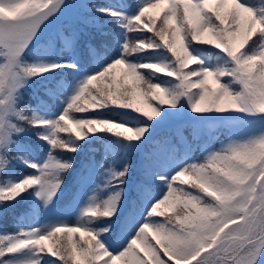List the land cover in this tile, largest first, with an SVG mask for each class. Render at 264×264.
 <instances>
[{
	"label": "snow or ice",
	"instance_id": "1",
	"mask_svg": "<svg viewBox=\"0 0 264 264\" xmlns=\"http://www.w3.org/2000/svg\"><path fill=\"white\" fill-rule=\"evenodd\" d=\"M104 26L113 54L75 58ZM21 202L0 264H264V0H0V216Z\"/></svg>",
	"mask_w": 264,
	"mask_h": 264
},
{
	"label": "trees",
	"instance_id": "2",
	"mask_svg": "<svg viewBox=\"0 0 264 264\" xmlns=\"http://www.w3.org/2000/svg\"><path fill=\"white\" fill-rule=\"evenodd\" d=\"M91 2L94 3H115L116 0H91ZM69 16L67 14L63 15L61 17V22L56 26H54V28L52 29V32L45 35L44 37L47 38L48 36L54 35L58 32L63 31L65 28L68 27L69 25ZM101 23H103V21L101 20ZM101 32H112V29L110 26H104L102 29H93L91 31L90 34H86L88 36V41L81 45L78 49L75 50V58L77 59H84L85 61L91 63L92 61L95 60V55L93 54H89V52L87 51V43H92L93 45L98 42V41H106L108 44V48L107 49H103V50H98V51H102L105 52L107 55H112V41L110 36H102ZM133 36L135 34H132ZM63 55L65 58L72 56L73 52L65 49L63 52ZM146 72L148 70H145ZM165 79H167V77H165ZM106 86V82H99L97 83V87H105ZM177 128H180L183 131V135L187 138V142L191 143L194 147L197 144H203L207 139H209L210 136H214L216 137L215 143L218 146L221 142H224L228 139V133L224 132V131H220V132H216V131H212L211 133H205L204 135L201 136L200 140H193L192 136H191V129L190 126L188 124V122L186 121H176L173 124L170 125H166L164 127H162L161 129H159L156 133L157 136H171L173 133H175L174 131H176ZM94 146L97 147L98 149H100V151L97 152V159H100L102 154H103V150L100 148V144L99 142H94ZM147 147V146H146ZM197 156H201V153L199 151H197L195 153ZM202 158V157H201ZM135 159V157H134ZM22 170V169H20ZM150 188V186H149ZM9 211L3 215L0 216V229L6 232H12L15 230V220L14 217H20L26 213L29 212V206L27 204H25L24 202H21L19 204H16L14 206L9 205ZM172 213H166V215H171ZM78 238V237H77ZM59 239L63 242L65 240V237L60 236Z\"/></svg>",
	"mask_w": 264,
	"mask_h": 264
},
{
	"label": "rangeland",
	"instance_id": "3",
	"mask_svg": "<svg viewBox=\"0 0 264 264\" xmlns=\"http://www.w3.org/2000/svg\"><path fill=\"white\" fill-rule=\"evenodd\" d=\"M62 16L57 17L56 19L52 20L51 23L48 24V26L44 29V34H43L44 36L52 32V29L54 28V26L55 25L57 26L61 22ZM138 101H139V97H138ZM226 141H224V142H226ZM48 216H49V214L43 210L42 206H41V209L36 213V217L40 221H45L48 218ZM65 218L68 220L69 223H74L76 221V218H77L76 212L71 211V212L66 213Z\"/></svg>",
	"mask_w": 264,
	"mask_h": 264
}]
</instances>
